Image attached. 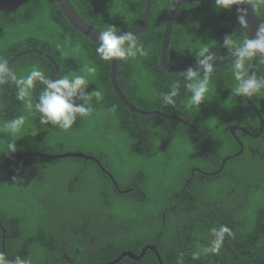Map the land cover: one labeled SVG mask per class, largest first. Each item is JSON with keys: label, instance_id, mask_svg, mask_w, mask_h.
I'll return each instance as SVG.
<instances>
[{"label": "trees", "instance_id": "16d2710c", "mask_svg": "<svg viewBox=\"0 0 264 264\" xmlns=\"http://www.w3.org/2000/svg\"><path fill=\"white\" fill-rule=\"evenodd\" d=\"M2 1V0H0ZM89 25L131 32L140 23L145 0H69ZM264 24V0H248ZM170 0H153L146 28L137 36L144 55L117 60V84L136 108L180 117L189 125L159 115L131 113L109 81V61L96 54L97 44L76 31L54 0H25L0 12V60L36 49L58 66V79L86 75L93 112L77 117L64 130L40 124L35 107L16 99L10 81L0 86V156L11 136L4 124L20 115L26 123L15 139L13 154L81 153L80 157H24L0 162V253L31 264H104L128 251L115 264H264V126L258 137L234 131L241 126L256 133L259 121L243 99L234 95L233 61L213 67L209 92L199 107L189 104L185 73H168L159 64L162 33ZM248 38L231 10L216 9L214 0L182 4L173 20L167 62L173 67L196 64V51L209 48L214 59L231 56L225 46ZM202 58V57H201ZM252 60V59H251ZM251 60L245 61L249 69ZM37 65L49 77L54 65L39 53H27L9 66L25 75ZM202 74L203 70H199ZM264 78V57L257 56L253 74ZM179 81L177 103L165 105L162 94ZM43 85L31 90L35 105ZM74 97L75 103L82 100ZM264 124V89L248 97ZM192 125V126H191ZM16 177V181H13ZM226 226L228 233H220ZM219 242V250L210 249Z\"/></svg>", "mask_w": 264, "mask_h": 264}, {"label": "clouds", "instance_id": "9594fccd", "mask_svg": "<svg viewBox=\"0 0 264 264\" xmlns=\"http://www.w3.org/2000/svg\"><path fill=\"white\" fill-rule=\"evenodd\" d=\"M246 2L247 0H214V7L230 10L233 5H236L237 23L242 29H246L247 10L242 6ZM116 32L117 29L110 26L97 37L96 54L101 60H127L135 58L137 53L144 55L143 48L138 44L132 32H125L120 36H117ZM224 44L231 51L233 59L232 72L237 82L233 94L249 97L264 89V78H259L260 82H258L255 75H248V70L245 67L246 60H251L257 56L264 57V24L258 28L255 38L249 37L244 39L242 43H236L228 36L225 38ZM208 53V47L196 51V64L202 67V74L200 71H193L191 68L183 74L187 82L184 87L191 93L188 102L195 107H199L205 101L206 94L209 92L210 74L213 72V67L209 62L215 57ZM95 72V67H87L86 75H65L56 79L47 77L37 65H32L31 70L25 75H17L6 61L0 60V86L9 81L13 83L16 87V99L24 102L28 110L35 107L40 117V124H51L67 130L75 123L78 116L86 117L93 112L94 109L91 105L93 98L96 99L97 103L103 99V93L100 90H94L90 93L84 91L88 86L86 76ZM37 83L43 85V91L38 96V102L33 105L30 99L31 90ZM179 89L180 83L177 81L171 86L170 92L162 94L163 103L175 106L177 101L173 100L172 97L178 96ZM78 94V98L82 100V103L79 104L73 100ZM25 123L26 117L20 115L4 124L3 131L11 136L12 142L6 143V151L3 154L8 155L17 151L15 139ZM16 179L13 177V181ZM219 232L230 234V230L226 226H222ZM210 250L217 252L219 242ZM0 264H31V261L21 260L19 256L13 261L8 259L4 253H0ZM177 264H181V261H178Z\"/></svg>", "mask_w": 264, "mask_h": 264}, {"label": "water", "instance_id": "95a60500", "mask_svg": "<svg viewBox=\"0 0 264 264\" xmlns=\"http://www.w3.org/2000/svg\"><path fill=\"white\" fill-rule=\"evenodd\" d=\"M24 1L25 0H2V1H0V12L11 11V10L17 8L18 6L22 5L24 3ZM54 1L58 5L59 10L62 13V15L65 17L67 22L73 28L76 31H78L79 33H81L82 35H84L85 37H87L88 39H90L92 42L97 44V37L104 30L93 27V26L89 25L88 23H86L78 15V13L76 12V10L74 9V7L72 6V4L70 3L69 0H54ZM152 1L153 0H145V4H144L140 23L133 31H131L134 36H137L146 28V26L149 22V18H150ZM204 1H211V0H170L169 8H168V11H167L166 17H165V23H164L163 33H162V41H161L160 52H159V64L168 73H170V72L186 73L189 68H191L193 71L202 70V67H200V66H191V67H173V66H170L167 62L166 56H167V50H168V44H169L170 35H171V31H172V26H173V20H174V17L176 15L179 7L182 4L187 3V2H204ZM242 6L247 10V28L243 29V31L248 38L249 37L255 38L257 30L260 27V25L262 24V22L260 21L258 15L256 14L254 8L252 7V5L250 4V2L248 0ZM230 10L237 17L236 5H233ZM124 33L125 32H116V35L120 36V35H123ZM27 53H39L42 56H44L45 58H47L54 65V68H55L54 73L49 77H51V78L55 77V75L57 74V71H58V66L56 65V63L53 61V59L49 55H47L46 53H44L42 51L36 50V49L25 50V51H22V52H19V53L13 55L9 60L6 61L8 66H10L11 63L16 58H18L24 54H27ZM231 61H233V59L230 56L226 59L216 61V62H212L210 64L212 67H216V66H221V65L227 64ZM256 61H257V57L252 58L249 69H248V75L253 74V71H254V68L256 65ZM116 75H117V60L113 59V60L109 61V81H110L111 87H112L114 93L116 94V96L118 97V99L122 102V104L125 107L128 108V110L131 113H138L140 115H152V114L153 115H159V116H163V117H167V118H171V119H176L185 125H189L187 122L183 121L180 117H177V116L167 115V114H164V113L156 111V110L143 111V110L136 108L134 105H132L127 100V98L124 96V94L120 90V88L117 84ZM243 99L248 104V106L253 110V112L255 113V115L259 121L258 130L256 133H250L249 131H247L245 128H243L241 126H231L229 128L230 133L233 135L236 142L239 144L240 149L236 153L224 157L221 161L220 167L216 171H214L212 173H207V174L213 175V174L218 173V171H220L222 169V167L224 166V164L227 160H229L230 158H232L234 156L239 155L242 152L243 146H242V143L239 141V139L235 136V134H234L235 130H238L242 133L251 135L253 137H258L263 131L264 124H263L262 117H261L257 107L251 102V100L248 97L243 96ZM30 156L42 157V158H47V159H58V158H63V157H80V158H84L86 160H92L94 163H96L100 167V169L107 176H109L111 178L114 186L117 187V184L114 181L113 177L102 167V165L99 163V161L96 158L89 156V155L81 154V153L46 154V153H41V152H26V153H22V154L2 155V156H0V162L1 161H7V160H19V159H22L24 157H30ZM146 249H151V250L155 251L154 246H151V245L145 246L138 256L134 255L132 252L123 251L115 259H112V260H110L104 264H115L123 256H127L133 260H138V259H140V257L142 256V254L144 253V251ZM156 255L158 258V263L162 264L160 257L158 256V254H156Z\"/></svg>", "mask_w": 264, "mask_h": 264}]
</instances>
